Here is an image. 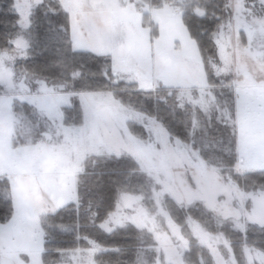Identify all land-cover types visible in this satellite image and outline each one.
Wrapping results in <instances>:
<instances>
[{
	"label": "snow or ice",
	"instance_id": "obj_1",
	"mask_svg": "<svg viewBox=\"0 0 264 264\" xmlns=\"http://www.w3.org/2000/svg\"><path fill=\"white\" fill-rule=\"evenodd\" d=\"M0 264H264V0H0Z\"/></svg>",
	"mask_w": 264,
	"mask_h": 264
}]
</instances>
